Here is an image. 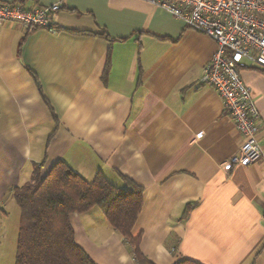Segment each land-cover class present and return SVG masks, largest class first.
<instances>
[{
	"label": "crops",
	"instance_id": "1",
	"mask_svg": "<svg viewBox=\"0 0 264 264\" xmlns=\"http://www.w3.org/2000/svg\"><path fill=\"white\" fill-rule=\"evenodd\" d=\"M0 2L59 5L54 31L0 24L1 214L35 167L42 179L63 161L86 181L143 189L131 234L150 263L264 264V70L241 71L261 158L231 166L242 138L200 83L212 39L143 0ZM70 222L94 264H135L100 209Z\"/></svg>",
	"mask_w": 264,
	"mask_h": 264
},
{
	"label": "built area",
	"instance_id": "2",
	"mask_svg": "<svg viewBox=\"0 0 264 264\" xmlns=\"http://www.w3.org/2000/svg\"><path fill=\"white\" fill-rule=\"evenodd\" d=\"M143 1L215 42L216 51L203 68L200 83L214 89L242 138L228 164L247 167L257 162L262 155L257 141L260 116L241 71L248 63L264 70V0ZM58 10L59 5L26 7L20 2H0V24L20 25L28 33L54 31L52 21Z\"/></svg>",
	"mask_w": 264,
	"mask_h": 264
},
{
	"label": "trees",
	"instance_id": "3",
	"mask_svg": "<svg viewBox=\"0 0 264 264\" xmlns=\"http://www.w3.org/2000/svg\"><path fill=\"white\" fill-rule=\"evenodd\" d=\"M107 59L106 69H108ZM35 167L31 180L12 191L19 209L14 264H94L76 244L70 217L94 208L131 248L135 264H152L140 251V235L131 232L143 205V189L123 179L127 189H117L100 174L84 180L65 162H57L39 178ZM187 208L185 213H188ZM176 264H198L181 260Z\"/></svg>",
	"mask_w": 264,
	"mask_h": 264
},
{
	"label": "rangeland",
	"instance_id": "4",
	"mask_svg": "<svg viewBox=\"0 0 264 264\" xmlns=\"http://www.w3.org/2000/svg\"><path fill=\"white\" fill-rule=\"evenodd\" d=\"M6 213H0V264H14L19 209L15 207L14 211L9 209Z\"/></svg>",
	"mask_w": 264,
	"mask_h": 264
}]
</instances>
